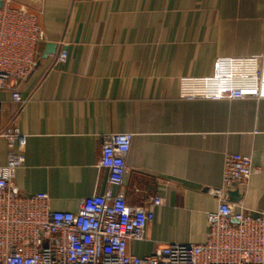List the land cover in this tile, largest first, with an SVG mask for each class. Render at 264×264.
<instances>
[{"label":"crops","instance_id":"1","mask_svg":"<svg viewBox=\"0 0 264 264\" xmlns=\"http://www.w3.org/2000/svg\"><path fill=\"white\" fill-rule=\"evenodd\" d=\"M0 1L37 14L45 35L20 85L26 103L0 93V131L14 126L27 138L14 178L23 194H47L53 211L70 213L107 191L144 213L158 196L144 240L128 244L143 258L205 242L225 156L242 154L256 172L230 200L264 212V98L179 96L181 78L213 76L219 58L264 57V0ZM47 44L56 54L43 60ZM110 134L133 135L122 187L98 167ZM7 160L0 138V167Z\"/></svg>","mask_w":264,"mask_h":264},{"label":"built area","instance_id":"2","mask_svg":"<svg viewBox=\"0 0 264 264\" xmlns=\"http://www.w3.org/2000/svg\"><path fill=\"white\" fill-rule=\"evenodd\" d=\"M45 35L37 14L0 7V93L11 92L26 103L21 83L37 65V47ZM63 52L59 62H66ZM183 100H246L264 98V57L219 58L211 77L179 80ZM8 142V160L0 167V264H264V212L253 214L230 200L229 192L246 189L256 172L248 155L225 156L222 187L213 190L216 211L207 214L203 244H171L140 258L128 251L131 241H142L153 208L140 212L127 204L126 195L107 191L81 203L77 213L53 211L47 194H23L15 185L25 164L26 136L12 126L0 131ZM132 134L103 137L98 167L108 173L110 186L122 187Z\"/></svg>","mask_w":264,"mask_h":264},{"label":"water","instance_id":"3","mask_svg":"<svg viewBox=\"0 0 264 264\" xmlns=\"http://www.w3.org/2000/svg\"><path fill=\"white\" fill-rule=\"evenodd\" d=\"M2 5H3V2L0 1V7H2ZM55 54H56V45L55 44H47L46 50H45L44 54L42 55V59L46 60L48 58V56L55 55ZM229 197L231 199H233L235 197L240 199L239 191L229 192Z\"/></svg>","mask_w":264,"mask_h":264}]
</instances>
